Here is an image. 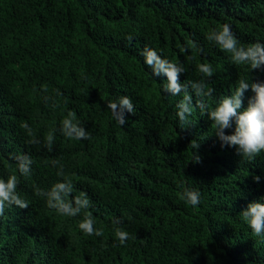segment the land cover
I'll return each instance as SVG.
<instances>
[{
    "label": "trees",
    "instance_id": "trees-1",
    "mask_svg": "<svg viewBox=\"0 0 264 264\" xmlns=\"http://www.w3.org/2000/svg\"><path fill=\"white\" fill-rule=\"evenodd\" d=\"M224 22L244 45L264 41V0H0V177L17 175L28 201L0 214V264H264V238L239 214L264 196V153L248 161L221 147L198 107L180 128L183 93H164L166 80L153 78L140 55L150 46L181 63L183 82L211 62L212 93L193 94L211 108L240 78L264 81V70L233 62L208 40ZM122 94L135 112L120 126L107 102ZM68 111L88 139L61 132ZM18 153L31 157L30 174L18 172ZM65 178L67 200L86 193L90 201L76 216L40 193ZM182 185L201 192L197 206L181 198ZM89 215L102 235L79 227Z\"/></svg>",
    "mask_w": 264,
    "mask_h": 264
},
{
    "label": "clouds",
    "instance_id": "clouds-1",
    "mask_svg": "<svg viewBox=\"0 0 264 264\" xmlns=\"http://www.w3.org/2000/svg\"><path fill=\"white\" fill-rule=\"evenodd\" d=\"M207 38L215 41L225 52L230 53V59L233 62L246 65L250 70H264V41L256 40L247 45L242 44L228 22L213 28ZM140 55L143 57V63L150 69L153 78L166 80V83H162L164 93L172 96L183 93L176 105L180 128L191 124L189 117L198 107L201 115L206 113L207 118L214 123V134L220 141L221 147H234L236 152L248 161H253L264 153V81L242 77L231 94L219 98L214 106L209 108L202 99L196 105L193 94L203 98L212 93L213 89L208 86V78L213 76L216 68L211 62H201L197 65L202 74L200 79L183 82L180 74L185 71V68L181 63L169 59L161 51L150 46H145ZM248 89H251L254 95L248 98L247 105L244 106L245 92ZM107 107L112 119L120 126L126 123L129 113L135 112L132 97L123 94L110 99ZM60 125L61 132L70 139L86 140L91 136L84 124L77 119L74 111H68L61 119ZM22 126L28 127L26 123ZM226 129H232V131L226 132ZM47 139L50 145L53 136L50 135ZM195 147H198L197 142L194 144ZM14 159L17 161L16 167L21 175L30 174L33 161L28 154L18 153ZM199 159L200 157L196 155L195 160L199 161ZM58 174L63 175L62 170ZM254 180L259 182L261 176L255 175ZM18 183L19 180L15 174L9 175L7 179L0 177V214H3L5 208L11 205L28 206V201L22 198L17 191ZM181 189V198L185 203L195 207L201 202V192L198 189L183 185ZM71 192L72 182L67 178L55 182L46 191L40 190V193L47 197L46 202L49 207L65 215L76 216L82 209L89 207L90 201L86 193H81L74 202L69 201L66 197ZM239 214L253 234L264 238V196L250 201ZM115 223L117 224L115 228L117 241L119 244H125L129 232L119 226V219ZM79 227L88 234L102 235V229L94 227L91 215L85 217Z\"/></svg>",
    "mask_w": 264,
    "mask_h": 264
}]
</instances>
